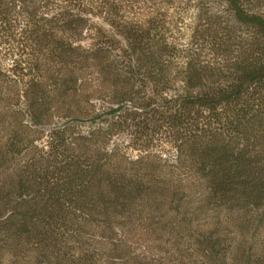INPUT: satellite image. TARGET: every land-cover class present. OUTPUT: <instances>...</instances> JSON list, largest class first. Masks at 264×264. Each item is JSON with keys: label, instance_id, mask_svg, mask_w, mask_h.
I'll return each mask as SVG.
<instances>
[{"label": "trees", "instance_id": "trees-1", "mask_svg": "<svg viewBox=\"0 0 264 264\" xmlns=\"http://www.w3.org/2000/svg\"><path fill=\"white\" fill-rule=\"evenodd\" d=\"M195 1L0 0V264H264V17Z\"/></svg>", "mask_w": 264, "mask_h": 264}, {"label": "rangeland", "instance_id": "rangeland-1", "mask_svg": "<svg viewBox=\"0 0 264 264\" xmlns=\"http://www.w3.org/2000/svg\"><path fill=\"white\" fill-rule=\"evenodd\" d=\"M192 4H195V0H191ZM201 13L205 18L203 21L202 27L200 29V33L203 36L200 40V44H202V48L200 50L201 56H205L206 58H211L213 61L218 60L222 53V50L227 47V50L233 49L236 50V46H232V42L236 40L235 44L240 43H253L255 35L249 27H245L243 25L238 24L233 19V14L230 13L228 6L226 5L224 0H202L201 2ZM249 12L259 14L264 17V0H251L250 4H248ZM209 10V13L205 14V11ZM210 14H214L215 18L211 19ZM217 17V18H216ZM217 20V21H216ZM167 28V26H164ZM177 32L174 34L162 33V38H171L173 40L179 41H187L189 38V31L186 29V25L182 23H177ZM199 31V29H198ZM191 38L194 34L190 31ZM196 35V34H195ZM190 39V38H189ZM260 41V40H259ZM255 43V42H254ZM257 46V45H256ZM229 54V51L228 53ZM221 59V58H220ZM221 82V81H220ZM221 84H224L223 82ZM206 124L209 123L208 119L204 121ZM213 125V124H211ZM216 127H219L215 123ZM116 202H121V199H115ZM111 216V214H110ZM70 217L66 219L65 222L70 223ZM240 232V231H239ZM116 233V232H115ZM18 240V239H17ZM15 240V247L10 250V255H15L19 249V246L26 240L19 241ZM163 245L155 247L150 252H144L147 257H155L158 255L162 248H159ZM134 250L137 252L143 251L142 248L137 249L134 247ZM131 257V255H130Z\"/></svg>", "mask_w": 264, "mask_h": 264}]
</instances>
